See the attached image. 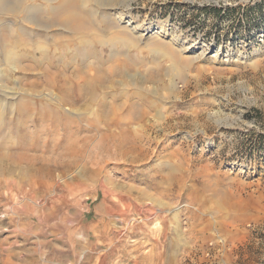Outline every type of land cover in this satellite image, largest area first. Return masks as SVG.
<instances>
[{
    "label": "rangeland",
    "instance_id": "obj_1",
    "mask_svg": "<svg viewBox=\"0 0 264 264\" xmlns=\"http://www.w3.org/2000/svg\"><path fill=\"white\" fill-rule=\"evenodd\" d=\"M90 5L104 44H80L59 22L41 32L24 23L33 29L27 41L47 48L16 50L24 65L59 56L55 44L70 42V59L90 54L108 83L89 106L69 95L67 108L79 109L69 127L64 108L43 106L51 116L25 117L20 128L2 110L0 213L30 212L33 248L55 251L44 262L264 264V0ZM118 12L128 19L119 22ZM114 35L123 46L109 41ZM114 51L132 67L125 85L110 81ZM39 70L9 72L3 82L29 96L22 89ZM46 87L31 93L34 113L54 94Z\"/></svg>",
    "mask_w": 264,
    "mask_h": 264
},
{
    "label": "bare ground",
    "instance_id": "obj_2",
    "mask_svg": "<svg viewBox=\"0 0 264 264\" xmlns=\"http://www.w3.org/2000/svg\"><path fill=\"white\" fill-rule=\"evenodd\" d=\"M108 1L109 0H0V16L6 17L5 22L0 23V122H1L2 110H4L5 108H7V115L9 116L11 121L12 118L14 120L13 115L16 114V118L18 119L16 125L18 128H20V125H22L23 123L22 120L25 117H28L27 120H29L30 118H34L36 116V120L34 122L38 123V121L40 122L41 119L43 118L46 119L49 115L51 116L52 114V112H50L51 110L53 112L56 111L58 113L62 111L61 110L62 108H64L63 111H64L65 122L66 125L69 127V125L75 122V120H73V115L78 114L77 111L79 110L74 106H71L72 107L71 109L67 108V106L70 105L69 95L71 96L73 95L77 103L81 102L79 98H82L83 99L82 101L85 102V105L89 106L95 100L96 92L97 91L101 92L105 90L106 88L105 84L108 83L106 79V75L105 73L102 74L100 72L102 71L100 70V68H98L97 70H95V68L94 69L92 68L93 66L91 65L92 62L86 59V58L90 59L89 57L90 54L88 57L83 58L82 61L76 59L77 57L70 59V55L69 56L67 55L70 54L67 52L69 50H72V47L74 46L69 44L70 42L66 45H63L61 43H57L59 45L55 44L57 46V47L55 46V51H59L60 49L61 50L63 49L62 50L63 53H61V55L59 56L51 55L52 57L51 56L46 57V54L45 55L41 54L40 56L43 57V61H45L44 62L45 64L43 62H40V60L38 61L35 58L36 55L33 56L34 53L39 51L41 53H46L47 48L45 45H41V43L32 45V43L29 40L27 41V37L29 39L31 38V33H32L31 30L33 29L30 28L27 29V26H25L24 23L26 22L28 24L35 26L36 28L39 29L38 31L40 32L45 30L48 31L53 27L57 28V26L60 27L59 23H62V26L64 27L67 26L73 27L72 30H74V33L77 34L78 36L77 39L79 38L78 41L80 44L88 43L91 45V47L96 42H99L100 44H104V41L98 39V34H97L100 27H102L101 25L102 21L98 20L97 16H95L96 14L92 10L90 11V9H88L87 6L90 4L93 5V3L98 6H104V3H107ZM114 15L119 22H124L126 19H128L127 18L128 15L126 16V14L122 12L114 13ZM11 18L15 20L18 19V22L17 23L11 22V20H9ZM103 20L105 25L113 29L114 22L111 20L110 17L106 18L105 16H103ZM137 27L138 26H135L134 29ZM123 40L124 39H122V37L120 39H117V37L114 35L111 37L109 41L111 43H115V42L119 43V45L123 46L122 45ZM18 49H22L24 52L32 51L33 57L30 61L28 60L29 62L26 65L23 64V60L25 58L23 57L24 58L23 59L22 56H18L16 54L15 51ZM118 53L119 52L114 51V53H112L111 56L108 57V59L105 62L106 64L110 65L109 66L110 68L113 69L112 70L113 73L110 76V81L112 86H115V84L125 85L126 77L129 75L128 72H130V69L132 68V67L130 68L129 66L128 69V67H126L122 63H119L122 58V55L117 56L116 54ZM52 59H55L56 63L57 61L62 62V66L54 65ZM77 63L79 65L76 66ZM81 64L82 65L87 64V66L89 64L88 66L89 74L83 72V76H81V73L79 72L82 68L80 67ZM121 66L122 67L125 66L124 68L126 70V72L124 71L122 75H120L118 72L121 70ZM36 69H40L42 73L40 72V74H38L39 73L38 72L35 77L34 74L33 76L29 77L30 78L28 79L29 81L24 84L26 86L25 88L28 87V89L27 90L25 88H24L25 90L22 89L25 92V94H28L29 96L21 94L22 96L20 97L18 94L19 92L13 91L12 88H8L7 86L9 85L3 82L4 77L11 80L8 76L9 72L13 73L18 71L19 73H23V74H27L30 72V75H32L31 72L36 73ZM40 75L42 76L39 77ZM141 77L142 79L143 78L147 79V76L142 75ZM43 84L47 87H51L50 92H52V90L54 89L53 90L54 94L53 93L47 94L49 98V100H45L47 103H42L41 100L39 99L40 103L38 104H40L42 111L34 113L32 111L33 108L31 107L32 105H35V103H34V99L31 96H33L32 94H34L35 96L38 95L40 96L42 93L40 94V91H37L35 87L37 86L41 87L43 86ZM76 93H79L78 95L79 97L77 96ZM43 106L49 107L48 109H50V111L46 108H43ZM112 112L113 110H111V114ZM131 114L128 115L129 118H132L130 117ZM117 118L120 119L121 117L117 116ZM123 120L127 122L126 119ZM22 135L20 137L24 138V135L23 136Z\"/></svg>",
    "mask_w": 264,
    "mask_h": 264
},
{
    "label": "crops",
    "instance_id": "obj_3",
    "mask_svg": "<svg viewBox=\"0 0 264 264\" xmlns=\"http://www.w3.org/2000/svg\"><path fill=\"white\" fill-rule=\"evenodd\" d=\"M0 216V264H59L55 259L52 262H44L42 259L54 256L52 247L44 253L33 248L32 217L29 211L25 209L12 214L7 211L5 214L0 213ZM72 260L74 263L72 258L70 262Z\"/></svg>",
    "mask_w": 264,
    "mask_h": 264
}]
</instances>
